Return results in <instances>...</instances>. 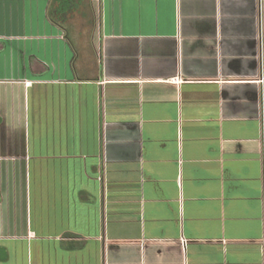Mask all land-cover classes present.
<instances>
[{
    "label": "crops",
    "instance_id": "1",
    "mask_svg": "<svg viewBox=\"0 0 264 264\" xmlns=\"http://www.w3.org/2000/svg\"><path fill=\"white\" fill-rule=\"evenodd\" d=\"M0 264H264V0H0Z\"/></svg>",
    "mask_w": 264,
    "mask_h": 264
},
{
    "label": "built area",
    "instance_id": "2",
    "mask_svg": "<svg viewBox=\"0 0 264 264\" xmlns=\"http://www.w3.org/2000/svg\"><path fill=\"white\" fill-rule=\"evenodd\" d=\"M185 241H186V240L183 238V239H182L183 244H185Z\"/></svg>",
    "mask_w": 264,
    "mask_h": 264
}]
</instances>
